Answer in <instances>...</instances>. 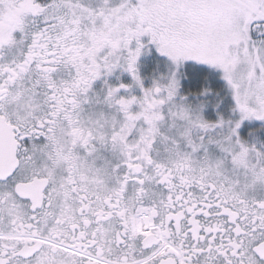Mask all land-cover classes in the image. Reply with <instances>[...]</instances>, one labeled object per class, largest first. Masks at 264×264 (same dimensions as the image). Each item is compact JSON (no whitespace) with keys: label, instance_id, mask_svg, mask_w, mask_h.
<instances>
[{"label":"snow or ice","instance_id":"6c2138e0","mask_svg":"<svg viewBox=\"0 0 264 264\" xmlns=\"http://www.w3.org/2000/svg\"><path fill=\"white\" fill-rule=\"evenodd\" d=\"M0 264H264V0H0Z\"/></svg>","mask_w":264,"mask_h":264}]
</instances>
